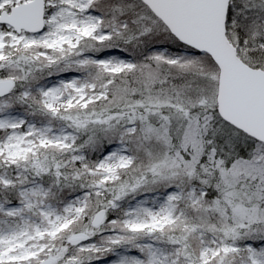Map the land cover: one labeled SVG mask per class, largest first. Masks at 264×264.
Wrapping results in <instances>:
<instances>
[{
	"label": "snow or ice",
	"instance_id": "6c2138e0",
	"mask_svg": "<svg viewBox=\"0 0 264 264\" xmlns=\"http://www.w3.org/2000/svg\"><path fill=\"white\" fill-rule=\"evenodd\" d=\"M0 264H264V0H0Z\"/></svg>",
	"mask_w": 264,
	"mask_h": 264
}]
</instances>
